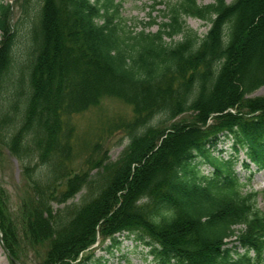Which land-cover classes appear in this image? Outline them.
<instances>
[{"label": "trees", "instance_id": "16d2710c", "mask_svg": "<svg viewBox=\"0 0 264 264\" xmlns=\"http://www.w3.org/2000/svg\"><path fill=\"white\" fill-rule=\"evenodd\" d=\"M150 1L151 20L136 30L121 17L125 0H21L35 16L24 63L11 6L0 3V166L8 149L27 187L13 212L0 183L13 263L31 254L35 264H78L100 238L127 233L147 240L159 264H264L259 194L236 170L242 151L247 170H264V95L252 96L264 88V0ZM187 18L210 24L208 33ZM105 96L134 109L129 146L96 175L74 173L68 118ZM222 137L233 141L228 157ZM34 159L49 166L46 181Z\"/></svg>", "mask_w": 264, "mask_h": 264}, {"label": "rangeland", "instance_id": "374dc122", "mask_svg": "<svg viewBox=\"0 0 264 264\" xmlns=\"http://www.w3.org/2000/svg\"><path fill=\"white\" fill-rule=\"evenodd\" d=\"M233 1L227 0L228 3ZM35 2L36 0H33V4ZM199 2L205 5L213 3L214 0H199ZM0 3L11 6L10 29L11 32L17 34L15 54L19 63H24L30 45L32 19L35 17L32 16L33 14L31 15L33 5L30 10L28 9L29 13H27L22 7L21 0H0ZM151 4L150 0H125L121 8V17L127 27L136 30L145 28L151 20ZM35 8H39L38 3H36ZM153 17H156L158 22L162 21V14L159 12H155ZM187 25L201 35H206L211 27L210 24L195 18H187ZM158 28L157 25H154L149 31L156 32ZM3 38L4 34L0 31V42ZM263 95L264 88H261L252 96ZM134 117L135 113L131 105L120 98L105 96L101 98L97 105L68 118V123L72 127V136L70 138L72 150L67 162L69 170L74 171V173L91 171L92 175H96L100 172L99 168H96L97 164L102 159H104L102 166H100L102 170L105 164L117 162L130 142L124 126L131 122ZM163 120L166 119L163 116H158L153 123L160 127L161 123L159 122ZM232 142V140L221 138L218 151L224 157L233 154L231 149ZM2 157L0 183L8 192L10 209L16 212L27 189L24 170L21 163L8 149L3 150ZM246 160V155L242 151L239 154L240 162L237 164L236 170L241 179L244 182H248L246 190L255 191L259 194L258 207L264 211V170L258 171L254 165L251 166L250 170H247L243 166V162ZM89 161L91 162L89 163ZM38 163V159H34L30 162V165L35 167V176L46 181L45 173L48 172L49 166ZM200 165L204 174L207 175L212 171L208 164L201 163ZM64 188L65 183L61 190ZM84 194L85 191H82L75 199L70 200L68 204H80L81 197ZM54 207L58 209L64 206L54 203ZM0 237V264H17L15 260H13L15 263L11 261L3 244L1 233ZM146 242L147 240L145 239H139L135 235H128L127 233L117 235L115 241H104L100 238L99 242L85 254V256L91 255L90 260H83L78 264H159L158 257L151 253L152 248ZM29 259V264L36 263L34 255L29 254Z\"/></svg>", "mask_w": 264, "mask_h": 264}, {"label": "water", "instance_id": "95a60500", "mask_svg": "<svg viewBox=\"0 0 264 264\" xmlns=\"http://www.w3.org/2000/svg\"><path fill=\"white\" fill-rule=\"evenodd\" d=\"M1 238V237H0ZM16 262V261H15ZM17 264H20V263H18V262H16Z\"/></svg>", "mask_w": 264, "mask_h": 264}]
</instances>
